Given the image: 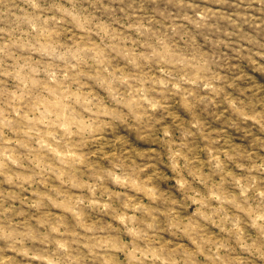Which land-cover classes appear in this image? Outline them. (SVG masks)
Returning <instances> with one entry per match:
<instances>
[{"label": "rangeland", "instance_id": "1", "mask_svg": "<svg viewBox=\"0 0 264 264\" xmlns=\"http://www.w3.org/2000/svg\"><path fill=\"white\" fill-rule=\"evenodd\" d=\"M0 264H264V0H0Z\"/></svg>", "mask_w": 264, "mask_h": 264}]
</instances>
